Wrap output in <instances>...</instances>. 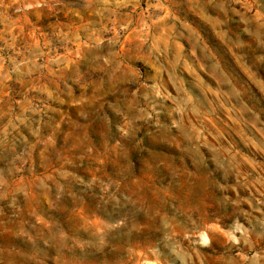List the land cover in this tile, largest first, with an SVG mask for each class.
Masks as SVG:
<instances>
[{"label":"rangeland","instance_id":"374dc122","mask_svg":"<svg viewBox=\"0 0 264 264\" xmlns=\"http://www.w3.org/2000/svg\"><path fill=\"white\" fill-rule=\"evenodd\" d=\"M0 264H264V0H0Z\"/></svg>","mask_w":264,"mask_h":264}]
</instances>
